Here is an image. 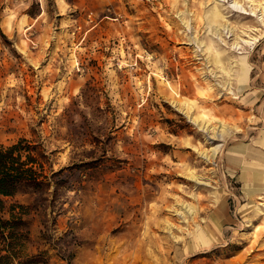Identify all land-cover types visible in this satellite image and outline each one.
I'll use <instances>...</instances> for the list:
<instances>
[{
  "label": "rangeland",
  "instance_id": "obj_1",
  "mask_svg": "<svg viewBox=\"0 0 264 264\" xmlns=\"http://www.w3.org/2000/svg\"><path fill=\"white\" fill-rule=\"evenodd\" d=\"M230 1L0 0V145L39 143L51 181L4 197L27 264H264V187L222 167L264 144V0ZM223 197L237 217L200 246Z\"/></svg>",
  "mask_w": 264,
  "mask_h": 264
},
{
  "label": "trees",
  "instance_id": "obj_2",
  "mask_svg": "<svg viewBox=\"0 0 264 264\" xmlns=\"http://www.w3.org/2000/svg\"><path fill=\"white\" fill-rule=\"evenodd\" d=\"M43 155L41 145L25 137L0 145V264H27L39 260L24 257L26 206L20 202L7 205L4 197L22 188L41 189L50 185V175L39 158Z\"/></svg>",
  "mask_w": 264,
  "mask_h": 264
},
{
  "label": "crops",
  "instance_id": "obj_3",
  "mask_svg": "<svg viewBox=\"0 0 264 264\" xmlns=\"http://www.w3.org/2000/svg\"><path fill=\"white\" fill-rule=\"evenodd\" d=\"M240 140L241 138H238L226 143L223 148L222 167L227 175L234 178L235 183H239L238 187L236 186L238 195L249 200L264 187V144L254 142L251 138ZM236 199L239 201L238 196ZM233 216L237 217V214L232 212L226 197L218 199L206 217L204 228L198 227L202 236L194 231V239L200 246L208 248L219 238L220 225L230 224ZM194 242L188 240L187 251L190 253L195 252L194 249L197 248ZM185 264H196V262L186 261Z\"/></svg>",
  "mask_w": 264,
  "mask_h": 264
},
{
  "label": "bare ground",
  "instance_id": "obj_4",
  "mask_svg": "<svg viewBox=\"0 0 264 264\" xmlns=\"http://www.w3.org/2000/svg\"><path fill=\"white\" fill-rule=\"evenodd\" d=\"M225 1V0H224ZM227 2H229V0H227ZM229 6H230V8H232V9H234V10H237V11H239V12H246V8L242 5V4H240L239 3V1H237V0H231L230 1V4H229ZM263 11H264V4H263ZM218 13V12H217ZM214 14V13H213ZM182 14H180L179 15V17L181 16ZM181 18V20L187 25V26H189V22H187V21H184V18H183V16L182 17H180ZM214 20V19H213ZM198 41V40H197ZM244 44H246V45H251V44H254L255 42H256V39H254V42H251L250 40H243L242 41ZM234 46L237 48V47H242V45L240 44V42H238V41H234ZM243 60V59H242ZM245 60V59H244ZM242 79H243V81L244 82H246L247 81V77H245L244 75H243V77H242ZM240 83H241V81H240ZM243 85V84H242ZM242 87H244V85L242 86ZM239 88H240V86H239ZM241 90H242V88H241ZM181 110H185L186 109V107H185V104L183 103V108L181 107L180 108ZM260 109L262 110V107H260ZM190 113V110L189 109H186V111H185V114L188 116V118H189V120L192 122V123H194V124H196V125H198V126H200V122H199V120H197L195 117H193L192 115H190L189 114ZM206 124V123H205ZM205 124H203V128H205ZM202 127V126H201ZM215 153H213V155H214ZM212 155V156H213ZM192 209H187V211L186 212H193V211H191Z\"/></svg>",
  "mask_w": 264,
  "mask_h": 264
}]
</instances>
